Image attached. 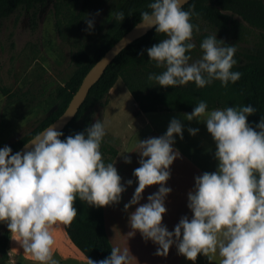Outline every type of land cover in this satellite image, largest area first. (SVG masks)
I'll use <instances>...</instances> for the list:
<instances>
[{"label":"clouds","instance_id":"9594fccd","mask_svg":"<svg viewBox=\"0 0 264 264\" xmlns=\"http://www.w3.org/2000/svg\"><path fill=\"white\" fill-rule=\"evenodd\" d=\"M187 0H153L149 11L140 14L143 29L155 28L166 38L148 48L149 61L159 74L148 76L163 88L194 82L204 88L214 80L227 86L241 77L231 69L237 64L235 45L217 40L216 33L203 39L202 55L192 61L188 55L196 45L191 23L195 5L185 10ZM99 15V12L96 13ZM116 21H123V11L112 12ZM87 30L94 20L87 19ZM205 101L198 102L187 121L206 125L215 143V172L195 177V187L187 195V207L192 213L180 219L169 232L162 224L167 209L165 197L171 189L165 187L170 178V165L180 153L173 148L174 136L183 139L182 124L173 118L166 133L160 137L138 141L141 157L133 171L138 186L127 211L137 205L147 187L159 185L157 192L147 197V203L135 208L129 216L132 232H139L145 241L158 245L155 255L167 256L175 245L179 255L194 262L199 254H218L220 264H264V117L251 126L247 118L256 112L252 105L225 107L207 111ZM195 136L199 129H188ZM62 132L52 125L37 134L23 154H11V148H0V223H6L11 237L18 239L23 253L38 264H58L53 258L55 243L51 228L70 225L77 217L74 203L78 198L90 206L103 208L119 203L125 187L121 184L114 163L105 164L100 151L106 135L102 120L96 119L83 132L61 140ZM126 164L130 158L124 157ZM127 185L132 184L128 180ZM132 257L126 249H111L107 258L87 264H129ZM14 264V262H12Z\"/></svg>","mask_w":264,"mask_h":264},{"label":"trees","instance_id":"16d2710c","mask_svg":"<svg viewBox=\"0 0 264 264\" xmlns=\"http://www.w3.org/2000/svg\"><path fill=\"white\" fill-rule=\"evenodd\" d=\"M151 2L153 0H126L121 3L114 12L123 11L125 14L123 21H116L112 15L110 16L106 30L99 37L94 52L90 55L83 51L73 54L72 60L77 69L72 78L57 91L55 111L28 136L10 145L11 154H14L65 111L89 69L125 33L140 22L141 12L149 11L148 4ZM46 4L47 0H0V21L9 19L16 12H22L28 17L31 27L35 28L38 15ZM85 4L86 2L84 6ZM191 5H195V12L199 14L198 16L193 15L191 22L200 21L219 30L227 31L234 28V19L231 14L238 12L237 14L251 29L259 31L256 44L251 47H238L234 55L237 64L231 71L240 72V79L235 83L229 82L227 86H222L220 81L214 80L204 88H198L194 82L183 86L163 88L154 81H149L150 74H159L164 70L157 68L155 62L149 61L147 56L148 48L166 38L163 34H156L153 28L144 37L126 47L113 60L99 81L89 90L86 100L74 119L62 131L61 140L69 135L83 132L86 127L95 123V110L104 108L106 96L118 79L123 82L139 111L144 114L192 112L200 101L207 103V111L250 104L256 112L247 118V122L253 127L259 123L264 117V0H192L184 6V9L188 10ZM237 9H243L245 12L237 11ZM0 93L8 100L13 98V95L1 86ZM100 151L115 154L113 149L102 143ZM63 226L71 244L85 258L98 261L110 256L112 248L99 223L77 215L70 225ZM9 234L6 225L0 233V264H5L6 255L3 252V246Z\"/></svg>","mask_w":264,"mask_h":264},{"label":"rangeland","instance_id":"374dc122","mask_svg":"<svg viewBox=\"0 0 264 264\" xmlns=\"http://www.w3.org/2000/svg\"><path fill=\"white\" fill-rule=\"evenodd\" d=\"M125 1L47 0L38 15L35 28L31 27L28 17L22 12H16L9 19L0 21V86L13 95L8 100L0 93V148L9 147L28 136L55 111L57 91L72 78L77 69L72 60L73 54L83 51L90 55L94 52L111 13ZM237 11L245 12L243 9ZM97 12L99 15H96ZM237 13L231 14L234 28L227 31L204 22H191L199 27V31H193L191 42L196 47L188 53L192 57L190 62L201 57L200 44L203 39L215 33L217 40H222L228 46L235 45L236 49L257 43L259 31L251 29ZM87 19L94 20L91 31L87 30ZM115 88L116 94L121 97L119 110L130 115L132 108L123 97L124 93H129L123 82L118 80ZM116 103L117 99L110 98L109 109ZM102 112L103 109H96L94 119L102 120ZM170 115L179 114L165 115L168 124L174 118ZM178 120L181 124L189 122L186 128L182 127L183 139L174 136L178 148H186L191 153L201 149L205 161H217L216 146L206 125L198 121L192 126L190 121ZM196 125L199 126L195 128ZM189 128L199 131L192 136ZM102 144L106 146L105 136ZM6 225L0 223V233ZM51 232L55 241L53 258L58 264H87L83 262L86 261L84 256L69 241L62 224L52 226ZM3 252L7 256L5 264H38L23 253L19 241L10 235L3 246Z\"/></svg>","mask_w":264,"mask_h":264},{"label":"crops","instance_id":"0c3cea01","mask_svg":"<svg viewBox=\"0 0 264 264\" xmlns=\"http://www.w3.org/2000/svg\"><path fill=\"white\" fill-rule=\"evenodd\" d=\"M118 80H116L109 90L102 112V122L105 125L106 132V146L113 149L115 154L101 153L105 164L114 163V167L121 177V184L125 187V191L121 194L119 203L103 208L90 206L77 198L74 203V207L77 209V215L99 223L103 228L111 248L118 247L122 252L128 249L132 256L130 257L129 264H220L221 258L219 255L211 253L209 254L210 259L203 254H199L194 262L188 261L178 254L175 245L169 249L167 256H157L155 253L158 245L150 240L145 241L138 231L132 236L129 235L132 232L129 226L130 214L135 211L136 207L147 203V197L159 189V185L147 187L141 194L139 203L125 211V204L129 203L132 199L135 189L138 186L136 178L132 175L133 171L139 167L138 161L141 158L136 152L139 150L137 146L138 141L163 136L169 125L166 123V118L168 117H164L165 115L179 114L170 116L181 119L182 121L184 114L191 112H157L144 114L139 111L137 104L130 94L127 95L124 93V99L132 108L131 114L128 115L123 110H119L121 107V97L116 94L115 88ZM125 96L127 97L125 98ZM110 98L117 99V103L112 109H109ZM111 110L114 112L113 114H111ZM187 123L189 122H183V129L187 127ZM190 123L194 126L198 121L195 122L192 120ZM198 126L196 125L195 128ZM173 148L178 150L180 156L174 160L169 168L170 178L166 182L165 187L170 188L171 192L165 197L164 206L167 211L162 219V224L169 232L174 230L175 225L179 223L182 217L187 216L189 220L192 218V213L187 207V195L195 187V177L205 172H215L218 167V161H205L201 149L199 151L196 150V153H191L186 148H178L177 141L173 144ZM124 157L130 158L131 163L126 164ZM128 180H132L130 186L126 183ZM16 240L18 239L15 238Z\"/></svg>","mask_w":264,"mask_h":264},{"label":"water","instance_id":"95a60500","mask_svg":"<svg viewBox=\"0 0 264 264\" xmlns=\"http://www.w3.org/2000/svg\"><path fill=\"white\" fill-rule=\"evenodd\" d=\"M192 0H187V2L183 5V7ZM138 22L134 25L127 33H125L109 50L105 52V54L89 69L86 73L82 82L77 89V91L73 94L67 108L65 111L48 127L55 125L56 130L62 132L65 127L74 119L76 113L78 112L81 105L86 100L89 90L99 81L105 70L109 67V65L113 62V60L130 44L135 42L136 40L144 37L147 33H149L153 28L143 29V26L137 27ZM43 129L42 131H44ZM41 131V132H42ZM39 132V133H41ZM38 133V134H39ZM37 135V134H36ZM35 135V136H36ZM34 136V137H35ZM33 137V138H34ZM32 138V139H33ZM32 139L27 141L24 145H22L15 153L21 152L22 154L25 151L31 150L30 148H26L25 145L28 144ZM14 153V154H15Z\"/></svg>","mask_w":264,"mask_h":264}]
</instances>
